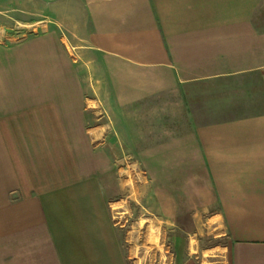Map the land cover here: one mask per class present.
Here are the masks:
<instances>
[{"label": "crops", "instance_id": "crops-1", "mask_svg": "<svg viewBox=\"0 0 264 264\" xmlns=\"http://www.w3.org/2000/svg\"><path fill=\"white\" fill-rule=\"evenodd\" d=\"M41 1L50 29L0 42V264H128L100 103L165 107L187 126L161 132L152 171L200 174L227 239L220 264H264L261 0Z\"/></svg>", "mask_w": 264, "mask_h": 264}, {"label": "rangeland", "instance_id": "rangeland-1", "mask_svg": "<svg viewBox=\"0 0 264 264\" xmlns=\"http://www.w3.org/2000/svg\"><path fill=\"white\" fill-rule=\"evenodd\" d=\"M41 0H0V42L13 45L49 30L39 21ZM256 28L264 32V0L254 16ZM102 99V95L96 94ZM102 102V100H101ZM96 106V127L107 122L100 144L107 152L109 173L106 196L128 264H220L226 261L227 243L219 220L210 218L215 207L199 203V188L206 184L198 173L153 172L151 146L163 138L161 132L187 126L169 124L168 110L119 109L111 104ZM169 180V183H168ZM167 183L170 185L168 188ZM175 186V189L173 188ZM158 187V202L152 199ZM171 198L167 202V196ZM169 217V219H168Z\"/></svg>", "mask_w": 264, "mask_h": 264}]
</instances>
